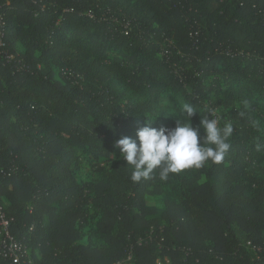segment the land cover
Listing matches in <instances>:
<instances>
[{"label": "trees", "instance_id": "trees-1", "mask_svg": "<svg viewBox=\"0 0 264 264\" xmlns=\"http://www.w3.org/2000/svg\"><path fill=\"white\" fill-rule=\"evenodd\" d=\"M0 17V207L37 264H264V0H0ZM205 116L233 126L222 163L131 179L119 139Z\"/></svg>", "mask_w": 264, "mask_h": 264}, {"label": "clouds", "instance_id": "clouds-1", "mask_svg": "<svg viewBox=\"0 0 264 264\" xmlns=\"http://www.w3.org/2000/svg\"><path fill=\"white\" fill-rule=\"evenodd\" d=\"M247 107V101L244 102ZM195 108L191 104L183 106V115L191 121ZM176 121L174 128H155L149 122L139 128L136 139L123 137L115 143L120 150V157L127 166L133 168L131 179L139 182L151 178L159 170L161 180H168L170 174H179L189 169H200L206 163L220 164L231 148L228 142L234 129L231 123L220 126L219 117L205 116L200 118L199 126L192 123ZM253 127L258 121L252 120ZM201 129L204 135L201 136ZM257 150L264 144L257 143Z\"/></svg>", "mask_w": 264, "mask_h": 264}, {"label": "built area", "instance_id": "built-area-1", "mask_svg": "<svg viewBox=\"0 0 264 264\" xmlns=\"http://www.w3.org/2000/svg\"><path fill=\"white\" fill-rule=\"evenodd\" d=\"M0 22L4 23L2 17ZM1 46H4L3 42H0ZM14 224L15 220L0 207V264H37L28 246L13 234Z\"/></svg>", "mask_w": 264, "mask_h": 264}]
</instances>
